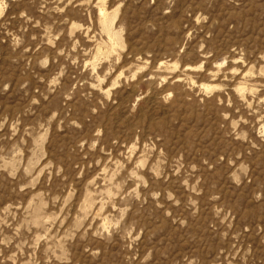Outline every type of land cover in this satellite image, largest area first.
<instances>
[{"label": "rangeland", "instance_id": "obj_1", "mask_svg": "<svg viewBox=\"0 0 264 264\" xmlns=\"http://www.w3.org/2000/svg\"><path fill=\"white\" fill-rule=\"evenodd\" d=\"M0 9V264H264V0Z\"/></svg>", "mask_w": 264, "mask_h": 264}, {"label": "bare ground", "instance_id": "obj_2", "mask_svg": "<svg viewBox=\"0 0 264 264\" xmlns=\"http://www.w3.org/2000/svg\"><path fill=\"white\" fill-rule=\"evenodd\" d=\"M0 10H2V9H0ZM116 12H117V10H116ZM99 17H100V20H101L103 23H106L107 12H106L105 8H100V10H99ZM204 88H205V89H209V88H211V87H209V86H204Z\"/></svg>", "mask_w": 264, "mask_h": 264}]
</instances>
